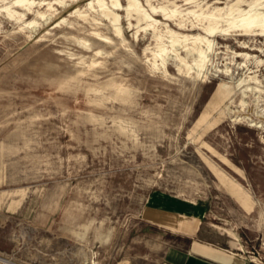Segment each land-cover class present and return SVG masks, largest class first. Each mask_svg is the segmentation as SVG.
I'll use <instances>...</instances> for the list:
<instances>
[{"label":"rangeland","instance_id":"rangeland-1","mask_svg":"<svg viewBox=\"0 0 264 264\" xmlns=\"http://www.w3.org/2000/svg\"><path fill=\"white\" fill-rule=\"evenodd\" d=\"M90 1L36 5L22 20L0 11V256L13 264H154L169 245L192 242L144 219L147 202L162 195L198 209L207 240L264 264V129L232 120L236 110L264 124V93L245 95L252 82L238 86L257 73L264 88V36L217 35L209 78L179 73L172 59L165 73L144 53L155 43L149 32L136 37L120 11L125 40L115 36ZM141 2L149 11L169 4ZM155 17L163 30L203 32ZM30 20L40 25H24ZM222 82L236 87L230 99L214 96ZM239 185L250 200L236 197Z\"/></svg>","mask_w":264,"mask_h":264},{"label":"bare ground","instance_id":"bare-ground-1","mask_svg":"<svg viewBox=\"0 0 264 264\" xmlns=\"http://www.w3.org/2000/svg\"><path fill=\"white\" fill-rule=\"evenodd\" d=\"M67 1L54 0L46 2V0H42L37 2L36 0H12L9 4L3 6L0 11H6L7 15L11 18L22 20L26 17V11H34V6L36 5L47 4L48 9H54V3L66 6ZM147 1L150 3V0ZM185 1L187 4H191V6L181 8L176 1L172 0H168L169 4L161 6H155L150 3L151 11L145 8L141 0H125V3L122 0H91L88 6L107 19L112 25L114 35L123 40L125 38L120 11L125 12L129 26L138 29L136 37H138L140 30L149 32L155 43L153 46L149 45L146 47L144 53L147 55L150 53L148 55L149 62H152L154 68L161 69L165 73H169L168 64L172 59L175 61V67L179 73L190 77L209 78L212 75L213 54H216L215 47L217 42L215 37L217 35H243L249 37L252 34H259V36H264V0H215L213 3L205 0ZM15 7L21 8L24 12L19 11ZM77 12H79L80 16L87 18L88 14L80 10H77ZM157 13H161L168 19L173 20L180 29L185 28L189 20L192 24L191 27L197 26L203 32L192 34L182 33L170 27H166V30L160 29L158 24L160 21L155 17ZM37 15L44 21H49L52 16V14L41 10H37ZM24 25L35 27L39 26L40 22L30 20ZM94 34L102 41H110V37L98 31L94 32ZM246 43L245 41H241V47L248 46ZM97 53L99 55L101 51L97 50ZM233 53L236 56L243 57L245 60L257 57L249 51H233ZM257 61L261 63L262 60ZM223 71L230 75V68L227 67ZM245 82L255 83V85H244L243 93L245 95L248 91L264 93V88L261 87V80L257 73L249 74L238 86L243 85ZM235 88L232 84L222 82L214 96L230 99L236 92ZM245 104L246 102L243 100L242 105ZM227 111V108H221V112L227 113ZM232 114L234 115L233 121H248L250 126L264 129V124L261 121H255L247 113L242 114L240 111L232 110ZM236 185L238 186L237 183ZM236 190L235 195L240 202L250 200L248 192L242 185H239V188Z\"/></svg>","mask_w":264,"mask_h":264},{"label":"crops","instance_id":"crops-1","mask_svg":"<svg viewBox=\"0 0 264 264\" xmlns=\"http://www.w3.org/2000/svg\"><path fill=\"white\" fill-rule=\"evenodd\" d=\"M198 209L190 211L180 202L166 196L155 195L144 208V219L153 225L171 231H179L191 237L187 247L169 245L154 264H248L245 259L229 253L202 234L201 218ZM124 264H146L144 261H123Z\"/></svg>","mask_w":264,"mask_h":264},{"label":"built area","instance_id":"built-area-1","mask_svg":"<svg viewBox=\"0 0 264 264\" xmlns=\"http://www.w3.org/2000/svg\"><path fill=\"white\" fill-rule=\"evenodd\" d=\"M0 264H13L9 259L0 256Z\"/></svg>","mask_w":264,"mask_h":264}]
</instances>
